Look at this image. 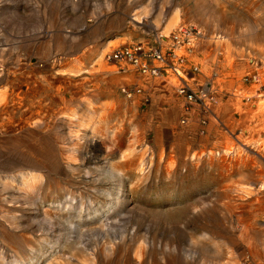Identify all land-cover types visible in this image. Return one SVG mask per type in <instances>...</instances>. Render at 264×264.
<instances>
[{"label":"rangeland","instance_id":"rangeland-1","mask_svg":"<svg viewBox=\"0 0 264 264\" xmlns=\"http://www.w3.org/2000/svg\"><path fill=\"white\" fill-rule=\"evenodd\" d=\"M174 16L179 26L167 32ZM186 27L202 37L175 53L201 77L217 76V108L206 127L197 113L180 123L182 99L172 77L147 82L106 60L115 49ZM261 62L264 0H0V177L37 166L26 155L40 148L56 169L47 175L52 190L61 188L35 194L31 217L30 198L9 189L4 195L27 244L31 235L47 238L36 264H264ZM252 74L259 85L243 82ZM134 85L142 93L126 99L121 88ZM74 117L89 121L100 157L126 162L121 188L108 163H84L91 150L87 138L77 147L69 139ZM90 169L93 182L80 180ZM76 189L77 195L65 191ZM94 205L100 210L90 218ZM53 210L74 219L82 211L91 225L83 222L73 239L55 243L61 225L43 216ZM14 242L30 258L27 246ZM8 252L6 262L13 259Z\"/></svg>","mask_w":264,"mask_h":264},{"label":"bare ground","instance_id":"bare-ground-1","mask_svg":"<svg viewBox=\"0 0 264 264\" xmlns=\"http://www.w3.org/2000/svg\"><path fill=\"white\" fill-rule=\"evenodd\" d=\"M134 21H137V22L141 23L142 20H141L140 15L137 14L135 16ZM178 26H179V20L177 19V17L174 16L173 18L170 19L169 23L167 24V26L165 28L167 29V32H172ZM180 30H184V28L179 29L177 32H179ZM160 35L162 37H164L163 34H160ZM200 35H202L201 32H200ZM169 37L170 36H165L164 38H169ZM200 37H202V36H200ZM193 41L194 40L190 39V42H189L188 46L193 45L194 44ZM261 63L263 65V72H264V62H261ZM259 109H260V112L264 111V102L259 104ZM74 118H76V119H74L76 123L75 124L72 123V124H74V128L75 129H73L71 131L69 139L72 140V142H74V145L75 144L79 145V142H81L82 139L87 138L88 142H87L86 148L91 150V152H87L86 157H84V159H83L84 163L86 164V162H87L89 165H92V166H98V165L101 166V164H105V163L107 164L108 163L109 172L112 173L115 176L114 177L115 181L119 182L118 186L121 188L123 186V180L127 176V174H126L127 170H125L126 167H127V165L125 164L126 162H121L118 165H112V164H110V163L113 162V159H112L111 156L100 157V155H99L100 152L97 153L98 151L95 149L96 146H97V142H98L97 136H93L94 133H92L91 137L88 136L89 133L87 131H88V127H89L88 126V122L89 121L85 120V119H82V118L80 119L78 117H74ZM80 131L86 132V135H85V133L82 135V133H80ZM35 149H37V150H33L32 151L34 155L31 154V153H27L26 156H28L27 159H29L30 161H31V157H32V159L35 160L38 163L37 166L31 167V165H30L26 169H24V168L23 169H18L11 176L9 175V176H6V177H0V264H23V263L24 264H31V262L34 261V260H36L35 264L37 262L39 263L40 260H41V255H42L41 254V250H40L41 247L39 248V246H40V244L43 241H47L46 237H42V238L35 237V238L32 239V235H31L30 236V246H29L27 244V241L24 239L23 235L21 234L23 232L19 233L16 223L11 222L10 217H9L10 212L8 210L6 211L4 209V203L6 202V199H7L6 198L7 195L6 196H4V195L6 193V190H8V189L12 190V194L10 193L11 194L10 196H14V194H17L18 196H23V197L27 196L28 198H30V204H29L30 205V211H29L30 212V217L35 214V210H36L35 204L33 203V201L36 199L35 194L40 195L42 193V191H45V190H47V191H45L46 192V196L55 195V194H61V188H59L58 185H57V187L55 186L56 189L54 191L52 190L53 188H52V184H51V182H52L51 178L48 179V177H47V175H56L57 174L56 173V169L54 170V169H51L49 167L50 160L52 158L51 155H49L48 151L40 152V148L39 149L35 148ZM240 149H244L245 150V146H243V145L240 146ZM70 155H72V154H70ZM62 157H63L62 155L59 156V158H62ZM63 160L65 162V158L64 157H63ZM116 160H118V159H116ZM80 163H82V161ZM63 166L64 165L59 166V167L62 168ZM65 166H66L65 169H67V171L76 172L78 174H82L81 169L79 167L75 166L72 163H66ZM82 166H83V163H82ZM143 166L144 165H141V169H140V173H142V174L144 172ZM139 168H140V166H139ZM85 169L87 170V168H85ZM90 170L87 171L86 175H84V176L81 175L80 176V180H83V182H88V181L89 182H93V178H94V175H95L94 172H96L95 171L96 169L94 171L93 170L90 171ZM103 184L107 185V186L108 185H111V186L113 185L112 182H110L109 180H107ZM46 185H49V186L46 187ZM261 187L263 189L264 185H261ZM65 191H67L69 193H72L73 195L79 194V191L77 189L75 191L73 190L71 192H70V190H65ZM18 193H22V195L18 194ZM46 196H45V198H46ZM7 197H9V196H7ZM17 200H19V199H17ZM9 203H11V202H9ZM9 203H7V204L9 205ZM93 203H94V201H91L90 204L93 205ZM92 207L95 208L96 206L94 205ZM91 208L87 212L88 215H89L88 217L94 218V215L96 214V211H99L100 209H98V208L91 209ZM32 212H34V213H32ZM63 212H65V211L53 210V211H45L44 214H43L44 219H47V221H55L56 223H59L61 225L60 227L56 228L58 235H56L57 236V238H56L57 242H55V243H59L61 240H62L61 241L62 243L63 242L65 243V242H69L71 239H73V237L70 236L71 232L73 233V231H78L81 227H83L81 225V223L86 222L85 224L89 223L91 225L90 221L85 219V215H82L83 214L82 211H76L75 212V213H77L76 219L72 218L71 214L68 213V212H67L68 214L66 213V216H63ZM64 219L66 221H63L64 222V225H63L61 223V221L64 220ZM42 222H41V220H38V223H39L38 224L39 225L38 228H40V229L43 228L42 227L43 226ZM51 223L49 224L50 227L53 226ZM90 225L87 224L86 226H90ZM12 227H13V229H16L15 232L11 231ZM32 227H33V225L31 224V219H30V230L32 229ZM41 232H42V229H41ZM44 234H46V232ZM16 240L18 241L19 244L23 245L24 247L27 246V250L30 252V258H28L27 255L25 256V254L20 250L19 247H16L17 244L15 245V242H14ZM4 251H9V252H11L13 254L12 255L13 256L12 261H9V262L5 261L6 260V256L3 253ZM32 254H34V256H31Z\"/></svg>","mask_w":264,"mask_h":264},{"label":"built area","instance_id":"built-area-1","mask_svg":"<svg viewBox=\"0 0 264 264\" xmlns=\"http://www.w3.org/2000/svg\"><path fill=\"white\" fill-rule=\"evenodd\" d=\"M200 36V32L191 27L173 33L169 38L156 34L151 44L137 43L115 49L106 56V60L115 65L118 71L134 72L147 82L172 77L176 80V85H173L176 95L182 99L180 123L188 124L197 113L199 125L206 127L209 117L215 115L217 108V76L201 77L198 66L186 68L185 57L175 53L178 49L185 48L190 39L195 41ZM192 48H186L185 51L188 53ZM243 82L260 84L257 74L247 75ZM120 91L126 99H131L134 95L141 94L142 88L134 85L131 88L122 87ZM257 93L259 97L263 96L264 83Z\"/></svg>","mask_w":264,"mask_h":264}]
</instances>
